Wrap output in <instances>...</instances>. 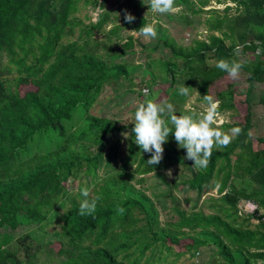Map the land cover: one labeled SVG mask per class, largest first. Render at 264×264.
I'll return each instance as SVG.
<instances>
[{
  "label": "trees",
  "instance_id": "1",
  "mask_svg": "<svg viewBox=\"0 0 264 264\" xmlns=\"http://www.w3.org/2000/svg\"><path fill=\"white\" fill-rule=\"evenodd\" d=\"M230 1L235 5L220 10L206 9L211 0H175V18L187 28L198 22L204 40L200 34L183 44L158 21L160 41L143 44L146 59L138 63L122 56L137 42L129 32L153 23L148 0H125L116 8L108 0H0V264H38L44 245L55 244L60 264H174L205 246L216 249L208 264L264 263V149L250 138L247 106L243 121L221 125L242 133L214 148L201 170L185 158L174 133L163 145L162 161L151 166V153L134 141V122L91 112L106 87L138 93L142 103H172L177 115L188 114L192 95L199 102L212 95L220 101L218 112L236 110L233 83L214 90L229 77L216 62L242 60L246 82L264 84V0ZM88 9L99 10L95 23ZM125 9L135 16L131 24L123 19ZM181 86L189 87L188 96L179 94ZM243 103H252L250 91ZM120 132L127 137L125 151L119 150L121 137L115 138ZM174 166L184 172L168 182L164 172ZM149 174L166 181L162 196L173 198L177 221L161 220L146 192ZM179 185L196 193L198 202L205 196L200 208L182 207L174 194ZM85 187L102 198L92 215L82 216L79 190ZM241 202L256 205L255 213L239 215ZM31 225L38 232L11 233Z\"/></svg>",
  "mask_w": 264,
  "mask_h": 264
},
{
  "label": "rangeland",
  "instance_id": "2",
  "mask_svg": "<svg viewBox=\"0 0 264 264\" xmlns=\"http://www.w3.org/2000/svg\"><path fill=\"white\" fill-rule=\"evenodd\" d=\"M117 0H108V6L116 8L117 5L122 4L125 0H121L120 3H116ZM232 2L230 0H225L224 3H217L216 0H211L210 4L206 7V9L215 8V9H223L226 5H231ZM148 9L143 11V13H148ZM177 11V10H176ZM175 11V12H176ZM87 11L84 10L82 15H84ZM94 12V9H88V13L92 15ZM174 12V13H175ZM150 19L153 21V23H157L158 21L163 23V25L169 29V32L174 36V38L183 43V44H189L196 36L200 35L202 29H196L195 27L198 25V22L195 23L193 27L187 28L182 21H179V19L175 18L174 13L171 14H158L153 13L152 11L149 12ZM130 33V32H129ZM137 42L134 48L133 53H128L124 56H122L123 59H126L128 61H137L138 63L145 62L146 55L140 52H145V49L142 48L143 44H147L150 46H155L159 43V37L155 39H145L144 37L137 38ZM202 40H204V37L201 36ZM236 53V52H235ZM121 58H118V60ZM249 59V57H245V60ZM228 83H233V99L236 106V110L234 111H226V112H219V119H223L225 121H243L244 120V113L247 109L251 112L250 121L253 124V128L250 130V138L253 141L255 148H263L264 149V142L259 141L258 137H264V102H261L258 100V96L260 97L262 94H264V84L259 85L258 83H252L249 84L246 82V76L242 72L238 79H232L230 77H224L221 78L216 82L214 85V90H221L226 88V85ZM258 84V85H257ZM247 87H250L252 94V98H254L255 102L249 103H243L245 98V92L247 90ZM164 89L167 88V86L163 87ZM156 89H158L156 87ZM102 101L95 105L91 112L95 115L101 116V117H110L115 120H119L120 124H127L134 122L135 117V111L140 103H142V98L138 95V93H125V92H114L111 90V88L106 87L101 95L99 96L98 100ZM159 104V103H158ZM190 106L197 112H201L206 107V104L204 102H199L196 100V96L192 95L189 99L187 104L185 105L186 108ZM127 131V130H125ZM124 132V131H123ZM123 132H120L116 134L115 138H120V145L119 150L126 149L127 146V137L126 134H122ZM115 138H111L108 141V144H111L115 141ZM107 151V148H105ZM116 160V158H114ZM172 175L169 176L167 174V171L164 172V175L166 180L168 182H172L175 179H180L179 177L184 172L181 168H176L174 166L172 169ZM188 172V171H186ZM146 185H151L152 188L146 189V192L150 195H152L154 201L160 208V218L161 220L169 219L172 221H177L179 219L177 213L173 210V203L174 200L170 196H162L163 192L167 190L168 186L166 185V181L164 178H162L160 175L157 174H149L146 176ZM76 183V182H75ZM76 184H74L75 186ZM137 186V184H136ZM175 190V195L178 196L179 202L181 203L182 207L185 209H191L195 208L198 209L201 207L202 202L204 201L203 196L199 202L197 199L196 193L192 192L189 189H186L183 187V185H179ZM158 192V195H154L153 192ZM177 193V194H176ZM211 194L217 195V189H215L213 192L211 191ZM188 196H191V200L187 201L186 198ZM211 196V195H210ZM219 197V196H214ZM162 200H166L167 206H163ZM242 203V202H241ZM204 210L206 212H211L207 207H204ZM254 221V220H253ZM255 222V221H254ZM55 227L58 229L59 226L55 225ZM32 229H35L36 232H38V228L35 226H27L20 228H16L12 230L11 233L13 235H19L21 233H25L27 231H30ZM41 238V237H39ZM43 238H41L42 240ZM184 242V241H180ZM183 243H180L178 248L180 249L182 247ZM54 248V249H53ZM53 248H51L49 245H44V248L41 252L37 254V263L38 264H60L63 257L59 256L56 253V250L60 248V245L55 244L53 245ZM177 249V248H176ZM178 250V249H177ZM216 249L215 246H205L200 249V252H198L195 256H191V254L183 255L179 258L174 264H208L210 261H212V256L215 253ZM171 261H174V256H169ZM262 261H259L257 264H262ZM151 264V263H150ZM264 264V263H263Z\"/></svg>",
  "mask_w": 264,
  "mask_h": 264
},
{
  "label": "clouds",
  "instance_id": "3",
  "mask_svg": "<svg viewBox=\"0 0 264 264\" xmlns=\"http://www.w3.org/2000/svg\"><path fill=\"white\" fill-rule=\"evenodd\" d=\"M144 3V2H143ZM153 13L161 15L174 13L175 0H148ZM99 11V10H98ZM98 11L92 13L93 22L97 21ZM123 19L126 23H133L135 16L127 9L124 10ZM130 33L139 38L155 39L158 35L154 23L144 24L138 30L134 29ZM239 55V51L236 52ZM244 66L242 60L220 59L216 62V67L227 73L232 79H238ZM179 94L189 95V87L181 86ZM144 95H148V90H144ZM203 101L206 107L203 111L197 112L188 106V114L177 115L172 103H155L146 100L140 103L135 111L134 127L132 132L135 136V143L140 146L143 152L151 153L147 163L151 166L158 165L163 159L164 147L169 134L174 133V139L180 148L186 150V159L193 161V167L198 170L206 169L214 148H223L229 145L233 139L238 137L243 129L232 127L228 131H223L221 125L225 122L219 119L220 101L215 100L212 95H204ZM215 125V126H214ZM169 176L172 171H167ZM80 191L79 214L82 216L92 215L100 195L93 196L88 188ZM119 214H123L124 209H117Z\"/></svg>",
  "mask_w": 264,
  "mask_h": 264
},
{
  "label": "built area",
  "instance_id": "4",
  "mask_svg": "<svg viewBox=\"0 0 264 264\" xmlns=\"http://www.w3.org/2000/svg\"><path fill=\"white\" fill-rule=\"evenodd\" d=\"M237 50L239 51V55L238 56H240V54H241V46H237L236 47V52H237ZM259 53H261V52H259ZM238 209H239V215H247V214L255 213V211L257 209V206L254 205L253 203H250V202H242V203H239ZM254 221L256 222L257 220H254Z\"/></svg>",
  "mask_w": 264,
  "mask_h": 264
},
{
  "label": "crops",
  "instance_id": "5",
  "mask_svg": "<svg viewBox=\"0 0 264 264\" xmlns=\"http://www.w3.org/2000/svg\"><path fill=\"white\" fill-rule=\"evenodd\" d=\"M234 5H235L234 2H232V4H231L230 6H234ZM226 6H227V5H226ZM228 6H229V5H228ZM223 8H224V7H223ZM200 34H201V36H204V35L206 34V31L202 29V31H201ZM259 52H260V50H259ZM259 52H258V53H259ZM257 85H258V84H257ZM259 85H262V84H259ZM246 91H250V94H251V96H252L253 93L251 92L250 87H247V90H246ZM251 98H252V97H251ZM259 98H260V97L258 96V100H259ZM255 101H257V100H255L254 98H252V102H255ZM260 103H261V102H260Z\"/></svg>",
  "mask_w": 264,
  "mask_h": 264
}]
</instances>
